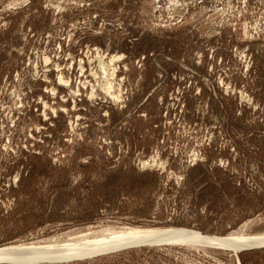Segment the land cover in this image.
Here are the masks:
<instances>
[{"label": "rangeland", "instance_id": "1", "mask_svg": "<svg viewBox=\"0 0 264 264\" xmlns=\"http://www.w3.org/2000/svg\"><path fill=\"white\" fill-rule=\"evenodd\" d=\"M120 228L264 232V0H0V249L264 264L174 237L62 257Z\"/></svg>", "mask_w": 264, "mask_h": 264}, {"label": "bare ground", "instance_id": "2", "mask_svg": "<svg viewBox=\"0 0 264 264\" xmlns=\"http://www.w3.org/2000/svg\"><path fill=\"white\" fill-rule=\"evenodd\" d=\"M174 234L169 236L163 232H155L150 230H139L136 231L134 229L129 228H120V229H108L99 233V238L91 236L90 238L94 239H86L85 237H79L74 242V245L69 248L68 244H63L66 246V250L64 248H60V252L62 257L65 259L73 256H81L85 254H96L102 253L106 251H115L121 248H124L130 244H143L147 242H156L161 238H176V239H196L195 242L205 243V244H218L222 245V247L232 248L233 250H242V249H255L261 246H264V232L259 234H237L239 238H230L226 237H217L210 234H203L199 231H183V230H173ZM53 241V240H52ZM193 242V241H192ZM37 245V244H36ZM27 246L24 245H15L8 246L3 249H0V263L5 264H28L39 262L43 260H49L51 258L49 252L52 250V244H42L36 246ZM46 245V246H45ZM56 245V244H55ZM39 247V248H38ZM43 247V248H42ZM45 247V248H44ZM48 247V248H46ZM30 248H35L30 249ZM30 249V251H28Z\"/></svg>", "mask_w": 264, "mask_h": 264}, {"label": "water", "instance_id": "3", "mask_svg": "<svg viewBox=\"0 0 264 264\" xmlns=\"http://www.w3.org/2000/svg\"><path fill=\"white\" fill-rule=\"evenodd\" d=\"M181 230H191V229H181ZM200 232V231H199ZM201 233H203V234H207V233H204V232H201ZM161 243V242H160ZM143 245H145V244H143ZM127 248H129V247H127ZM261 248H264V247H261ZM122 249H126V248H121V249H118V250H115V251H119V250H122ZM252 249V248H251ZM254 249V248H253ZM256 249H259V248H256ZM243 250H245V249H243ZM112 252H114V251H112ZM107 253H109V252H107ZM0 264H5V263H0Z\"/></svg>", "mask_w": 264, "mask_h": 264}]
</instances>
